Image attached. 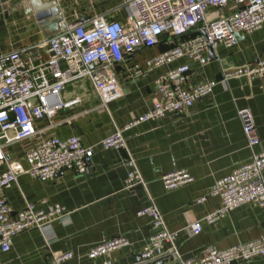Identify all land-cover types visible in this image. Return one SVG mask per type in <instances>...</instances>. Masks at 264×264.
<instances>
[{"label": "crops", "instance_id": "0c3cea01", "mask_svg": "<svg viewBox=\"0 0 264 264\" xmlns=\"http://www.w3.org/2000/svg\"><path fill=\"white\" fill-rule=\"evenodd\" d=\"M34 1L0 0V54L33 46L81 18L105 14L108 20L123 22L127 16L121 0H38L52 3L58 10L54 17L39 20ZM235 9L236 4L231 2L215 14L226 15ZM166 47L167 43L142 47L126 56L115 69L121 96L105 105L87 79L72 82L60 94L61 101L68 105L58 108L50 118L36 119V135L4 148L7 161L22 168L27 167L25 152L52 136L60 139L78 136L83 145L93 146L94 152L85 175L65 169L51 179L39 180L20 173L17 181L5 190L14 212L30 203L37 209L59 204L67 213L52 223L48 240L37 228L13 237L9 250L0 248V264H138L154 228L152 218L138 215L137 211L150 203L156 206L167 228L178 231L175 249L182 259L197 257L208 246L224 249L262 234L264 206L252 203L234 208L215 222L202 221V229L196 235H189L184 227L220 208V198L209 194L215 181L251 159L236 116L238 108H249L252 112L259 137L255 150L264 151V73L219 82L188 110L169 113L124 131L125 149L100 146L102 139L151 108L157 97L155 79L168 69L188 65L187 85L191 86L219 80L224 70L254 66L258 59L264 58V23L252 33H239L230 47L218 44L207 51L211 58L207 64L181 57L145 70L136 78L127 77L128 67L144 66L146 59ZM30 54L46 58L40 48ZM31 104H36V99ZM129 157L135 161L145 186H126L129 167L124 161ZM6 168V164L0 165V170ZM177 170L188 171L193 181L166 190L162 175ZM116 236L126 237L129 244L103 255L88 256L92 247ZM169 248V244L165 245L166 254L159 258L163 259L162 264L177 261ZM67 252L71 253L70 258L55 262L56 255ZM234 264H264V258Z\"/></svg>", "mask_w": 264, "mask_h": 264}, {"label": "built area", "instance_id": "2783aa9c", "mask_svg": "<svg viewBox=\"0 0 264 264\" xmlns=\"http://www.w3.org/2000/svg\"><path fill=\"white\" fill-rule=\"evenodd\" d=\"M231 2L236 4L234 11L226 15L215 14ZM121 6L127 9L123 22L108 20L105 14H97L68 24L64 31L33 46L0 54V165H7L5 170H0L2 251L9 250L13 237L30 228L39 229L48 240L52 235V223L67 213L66 208L59 204L37 209L30 203L14 212L7 202L5 190L17 181L20 173L48 180L65 169L79 175L89 172L94 147L83 145L78 136L66 139L52 136L40 141L25 152L26 168L9 163L4 152L6 146L37 134L34 125L36 119L50 118L58 108L68 105L61 101L60 94L69 84L87 79L101 104L105 105L121 96L115 69L135 50L152 47L165 40L169 42L173 38L176 40L159 54L146 59L144 66L134 64L128 67L126 75L130 79L181 57L207 64L211 60L207 51L218 44L230 47L236 43L237 33H252L264 23V0H121ZM187 31L194 34L177 38ZM38 48L44 51L46 58L30 54ZM263 73L264 58H260L254 66L224 70L219 80L189 86L188 65L168 69L155 79L157 97L151 108L117 128L99 144L104 149H125L124 131L145 121L161 119L169 113L188 110L195 100L211 93L219 82ZM35 99L36 104H31ZM236 116L251 150V159L215 181L209 194L219 197L221 206L214 213L185 226L184 230L189 235L201 231L202 221L215 222L240 205L252 203L264 206V151L255 150L259 137L254 117L249 108H238ZM124 162L129 167L126 186H145L135 161L129 157ZM161 181L166 190H173L191 183L193 177L186 170H177L163 174ZM137 214L149 215L154 228V233L139 255L141 262L138 264L162 257L166 254L167 244L170 245V253L177 258L173 264H234L264 258L263 230L259 237L251 241L224 249L208 246L197 257L182 259L175 249L178 231L167 228L156 206L150 203L139 209ZM128 244L124 236L112 237L92 247L88 256L103 255ZM71 256L70 252L61 253L54 260L60 263Z\"/></svg>", "mask_w": 264, "mask_h": 264}, {"label": "water", "instance_id": "95a60500", "mask_svg": "<svg viewBox=\"0 0 264 264\" xmlns=\"http://www.w3.org/2000/svg\"><path fill=\"white\" fill-rule=\"evenodd\" d=\"M32 1L33 0H30V2H32ZM34 4H35V6L33 8H34V11L36 12V17L39 20L44 19V17H51V16L54 17V15H56V13L58 11L57 9L52 7L51 6L52 3H49V2L41 3V1L35 0ZM82 20H84V18L79 19V21H82ZM62 31H63V29L61 31H59L58 33L62 32ZM190 34H194V32L187 31L184 34H182L180 36H177V38H181V37H184V36H187V35H190ZM238 35H239V33L236 34L237 37H238ZM162 260H163L162 258L161 259H157V260H155V261H153V262H151L149 264H162Z\"/></svg>", "mask_w": 264, "mask_h": 264}, {"label": "trees", "instance_id": "16d2710c", "mask_svg": "<svg viewBox=\"0 0 264 264\" xmlns=\"http://www.w3.org/2000/svg\"><path fill=\"white\" fill-rule=\"evenodd\" d=\"M188 36V35H187ZM187 36H185V37H187ZM175 39L173 38L170 42H166V41H164L163 43H167L168 44V47H170L172 44H174L175 43ZM167 48V47H166Z\"/></svg>", "mask_w": 264, "mask_h": 264}]
</instances>
